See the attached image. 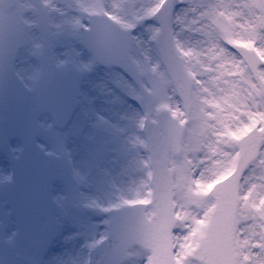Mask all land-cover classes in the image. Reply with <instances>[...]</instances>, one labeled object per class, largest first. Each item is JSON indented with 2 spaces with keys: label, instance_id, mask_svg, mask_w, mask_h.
<instances>
[{
  "label": "snow or ice",
  "instance_id": "1",
  "mask_svg": "<svg viewBox=\"0 0 264 264\" xmlns=\"http://www.w3.org/2000/svg\"><path fill=\"white\" fill-rule=\"evenodd\" d=\"M77 7L90 22L74 26L101 45L105 36L91 20L112 22L116 39L136 21L159 24L149 57L131 53L146 109L132 138L141 154L98 161L102 184L113 164L142 172L107 205L93 201L116 214L117 236L131 237L125 264H264V0ZM36 11L31 0H0V36L19 33ZM33 56L9 70L39 82L47 75L39 45ZM17 235L4 239L12 244Z\"/></svg>",
  "mask_w": 264,
  "mask_h": 264
},
{
  "label": "rangeland",
  "instance_id": "2",
  "mask_svg": "<svg viewBox=\"0 0 264 264\" xmlns=\"http://www.w3.org/2000/svg\"><path fill=\"white\" fill-rule=\"evenodd\" d=\"M117 1L124 3L126 0ZM134 1L141 6L152 3V0ZM114 3H116V0H112L110 4L113 5ZM31 4L37 11L27 17L29 23L23 26L20 31V44L15 39L2 43L12 56L8 62L16 63L19 66L30 59H35L33 52L35 47L39 45L40 34L33 23L39 17L42 24H44L43 28L47 29L51 36L49 55H44L42 64L47 72L46 76L51 74L54 69L63 68L67 65L74 66L78 64L85 67L89 57L86 58L85 55L78 54L77 47L75 48L74 41L70 39L69 32L70 25L77 18L74 12L79 9L77 7L78 0H46V2L45 0H31ZM156 27L155 21L142 25L135 35L133 52L149 57L151 42L148 37ZM189 38L193 43L201 39L199 35H192ZM58 61H64V66L58 67ZM5 66L6 62H4V68ZM4 68L2 74H0V79H6V84L9 86V100L15 106L16 119H20V134L18 129L9 132V127L15 128L14 122L7 127V122L4 124L0 120V136L2 126L5 134H8L3 140L4 146L0 149V155L8 158L9 152L13 150L11 148L12 144L19 143L20 137L21 140L27 141L25 140L27 139L25 130H33L35 134L39 132L42 136L51 139L54 136L55 129L51 124L50 117L44 113L41 101L37 96L39 82L28 79L27 74L20 77V80L14 74L11 77H8L9 75L6 77ZM106 70H98L85 80L81 96V112L76 119V121L83 120L84 116L92 113L96 115V120H88L94 128H97V132L99 131L91 144L88 139L80 134L79 124L67 130H56L54 141L43 139L56 151H62V147L59 146L61 145L62 136H64V139L65 135L69 136L73 140L81 136L84 141L79 143L84 152L80 149L75 152L74 146L71 147L74 165L63 171V173L59 171L54 173L52 172L54 163L44 159L39 153V149L30 143L26 151L27 157H25L27 163L24 165L20 163L22 165V167L20 165V239H17V242L20 241V247H23V249L30 247V254L36 258L39 264H81V262L83 264L85 243L90 242L93 234L97 236L101 232L99 222L106 220V217L100 215L101 210L99 207L95 209L90 207L93 205V201H101L100 204L106 205L109 201L114 200L120 191L134 186L142 178L141 170L132 166L130 162L117 163L110 165L107 182L101 183L98 161L103 155L113 153L112 159L116 160L120 150H125L126 155L129 157L141 154L138 148L132 146V138L138 135L136 124L140 120V112L125 99L118 86L115 88L108 73L112 74V78L124 91H130L135 98L138 96L136 88L130 82L127 83L128 80L120 72ZM23 81L27 83L28 89L23 86ZM5 86L2 92L0 90V98L3 99L7 98ZM129 105L134 110L130 109L129 113L125 112L123 115L121 112L126 110V106ZM3 112H7V110L0 107L1 117ZM92 134L93 132L91 136ZM36 136L40 137L38 134ZM102 138V145L97 146L95 144L96 139L100 140ZM97 152L101 155L99 156ZM0 162L5 163L2 158H0ZM1 173L3 171L0 170V175ZM4 173L7 176V165H5ZM26 178L28 180H25ZM63 180L64 185L69 190L65 189L62 184ZM97 193L98 198H96ZM55 195H63L64 206L71 201L73 196L74 202L78 201L76 204L81 207L82 213L80 208L69 204L67 206L68 212L61 211V208L54 204ZM8 202L10 201L5 198L3 203L0 201V223L4 222V228L0 232L6 230L7 235L15 226L14 222L10 224L7 220V217L11 214L8 212L9 207L5 205ZM55 211L57 215H55ZM50 213L52 217H50ZM79 214L89 215H83L81 219ZM66 216H68L67 221ZM49 218L53 223V229L50 236L43 243L39 227L44 226ZM72 218H80L81 220L78 222ZM69 219L72 220L68 221ZM85 226L88 227L87 231H83ZM89 227L94 228L95 231L91 232ZM85 233H87V236Z\"/></svg>",
  "mask_w": 264,
  "mask_h": 264
},
{
  "label": "water",
  "instance_id": "3",
  "mask_svg": "<svg viewBox=\"0 0 264 264\" xmlns=\"http://www.w3.org/2000/svg\"><path fill=\"white\" fill-rule=\"evenodd\" d=\"M79 75L68 74L62 77H55L48 81L45 89V104L46 110L50 111L54 117L59 114V110L64 109V116L67 120L70 115H72L77 99L76 95L79 93ZM55 103L56 105H50V103ZM131 243V237L124 240L123 244H113L109 256V261L104 264H114L122 256V251L124 256L121 257L122 261L127 256V249ZM104 259L108 256L105 254ZM119 261V262H120Z\"/></svg>",
  "mask_w": 264,
  "mask_h": 264
},
{
  "label": "flooded vegetation",
  "instance_id": "4",
  "mask_svg": "<svg viewBox=\"0 0 264 264\" xmlns=\"http://www.w3.org/2000/svg\"><path fill=\"white\" fill-rule=\"evenodd\" d=\"M2 261H3V264H8V263H7L8 259H7V257H6V256H3V259H2Z\"/></svg>",
  "mask_w": 264,
  "mask_h": 264
}]
</instances>
